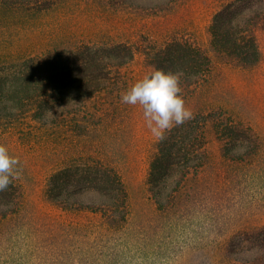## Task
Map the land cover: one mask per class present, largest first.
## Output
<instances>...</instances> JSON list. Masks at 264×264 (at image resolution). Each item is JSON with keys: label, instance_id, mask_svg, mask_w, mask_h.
<instances>
[{"label": "rangeland", "instance_id": "1", "mask_svg": "<svg viewBox=\"0 0 264 264\" xmlns=\"http://www.w3.org/2000/svg\"><path fill=\"white\" fill-rule=\"evenodd\" d=\"M33 1L6 0L8 7L0 12V66L4 69L25 56L68 50L81 42L131 41L144 48L152 38L163 41L174 35L183 37L204 50L214 63L211 80L185 100V106L223 108L235 120L254 127L264 139V30L256 33L261 56L254 67L222 62L210 50L211 17L228 0H48V11H24ZM151 70L146 58L136 52L123 69L132 79L127 87ZM122 106L124 110L121 108L114 120H107L97 131L91 129L85 138L74 142L63 139L56 127L34 122L28 115L0 123V144L20 161V176L14 180L23 193L19 214L0 222V264H76V257L70 253L76 248L86 250L83 225L87 223L83 216L66 214L49 204L44 189L50 173L82 150L111 163L128 193L129 226L118 238L130 243H114L121 245L115 248L118 256L113 264H212L216 260L215 234L242 225L264 224L262 149L256 164L227 169L218 182L214 167L198 183L199 188L208 186L216 191V195L205 193L200 207L208 210L202 212L215 218V223L191 214L183 228H169L167 219L155 214L146 185L156 138L145 126L139 105ZM208 148L217 164L219 144L211 136ZM137 232L143 240L135 237ZM167 240H171L169 245L163 243ZM100 251L96 248L93 254L97 264H102Z\"/></svg>", "mask_w": 264, "mask_h": 264}, {"label": "trees", "instance_id": "2", "mask_svg": "<svg viewBox=\"0 0 264 264\" xmlns=\"http://www.w3.org/2000/svg\"><path fill=\"white\" fill-rule=\"evenodd\" d=\"M46 3L48 0H34L24 11H48L51 4ZM7 5L6 0H0V12ZM258 30H264V0H228L211 17L210 50L222 62L254 67L261 56ZM136 52L152 69L180 75L184 101L206 86L214 72L211 56L175 35L163 41L152 38L144 48L131 41L81 42L68 50L35 53L8 62L5 69L0 66V123L28 115L34 122L56 127L63 139L74 142L85 138L91 129L97 131L124 110L119 96L132 79L123 69ZM190 110L191 119L167 130L162 139L156 138L148 161L147 191L155 214L167 219L169 228H183L191 214L215 223V218L203 213L208 212L205 207L200 209L205 193L216 195L208 186L198 187L205 172L216 167L214 178L218 182L227 169L256 164L264 149V139L257 130L235 120L225 109ZM210 136L219 144L217 164L208 148ZM76 153L50 173L44 198L66 214L83 216L87 223L83 225L86 250L76 248L70 253L76 264L82 260L97 264L93 257L96 248L102 250V264H113L118 256L115 248L121 245L114 243H130L118 238L128 229L131 215L126 187L106 159L84 150ZM22 206L21 187L13 180L0 191V222L18 215ZM226 232L215 234L216 260L212 264H264V224L242 225ZM134 234L143 240L139 232ZM163 243L169 245L171 240ZM56 249L62 251L61 247Z\"/></svg>", "mask_w": 264, "mask_h": 264}, {"label": "clouds", "instance_id": "3", "mask_svg": "<svg viewBox=\"0 0 264 264\" xmlns=\"http://www.w3.org/2000/svg\"><path fill=\"white\" fill-rule=\"evenodd\" d=\"M180 93L179 74L152 69L125 88L119 98L122 104L139 105L145 126L155 138L162 139L167 130L192 117ZM19 164V159L0 144V191L19 178Z\"/></svg>", "mask_w": 264, "mask_h": 264}]
</instances>
